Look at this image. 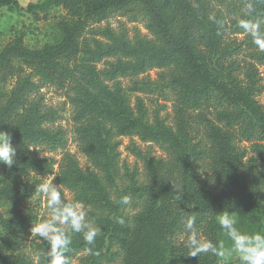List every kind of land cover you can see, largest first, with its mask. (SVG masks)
Wrapping results in <instances>:
<instances>
[{
	"label": "trees",
	"instance_id": "16d2710c",
	"mask_svg": "<svg viewBox=\"0 0 264 264\" xmlns=\"http://www.w3.org/2000/svg\"><path fill=\"white\" fill-rule=\"evenodd\" d=\"M8 0H0V4ZM264 13V0H254ZM202 0H43L40 8L62 6L71 20L61 22L57 41L40 48L23 45L15 38L0 51V79L16 76L15 86L0 103V130L8 131L16 148V163L6 166L0 178V202L28 199L40 182L18 179L22 173L57 175L54 183L64 192L75 194L88 210V218L102 229L95 244L89 246L81 234L73 235L69 264H220L212 254L187 255L184 243H176L184 232L183 219L197 217V231L217 242L220 226L216 216L229 211L249 225L264 218L261 204V177L252 164L243 162L242 154L231 144V136L219 126L209 125L211 152L209 177L199 178L197 162L201 150H195L185 133L184 115L216 100L227 108L216 110V120L232 126L251 115L264 131V114L248 90L232 78L210 67L207 53L215 48V21L206 17ZM113 14L130 22H142L148 37L136 32L114 31L106 26L98 30L99 38H82V29L91 20L103 21ZM204 31L200 34V31ZM14 62L21 66L15 67ZM104 62L102 68L98 64ZM151 69L164 70L167 87L175 94L177 128L159 119L151 122L144 112L135 113L128 93L119 78L135 77ZM112 83V85L110 84ZM43 86L64 92L70 106L73 135L77 151L90 167L82 168L76 156L66 148V132L50 128L57 111H42L30 104L28 97ZM233 107V108H232ZM119 137H136L153 143L165 157L143 156L144 179L134 183L130 192L139 193L142 202L131 215L124 205L110 201L108 187L117 172ZM25 145L43 146L61 153L60 166L44 157L21 154ZM133 154L140 156L135 148ZM135 182V180H134ZM176 186L181 190L177 199ZM122 217L124 223L116 218ZM13 219H0V227H14ZM92 247L95 254L86 251ZM48 244L43 241L36 253L37 264H48ZM0 264H27L23 256L0 251ZM229 264H239L238 260Z\"/></svg>",
	"mask_w": 264,
	"mask_h": 264
},
{
	"label": "rangeland",
	"instance_id": "374dc122",
	"mask_svg": "<svg viewBox=\"0 0 264 264\" xmlns=\"http://www.w3.org/2000/svg\"><path fill=\"white\" fill-rule=\"evenodd\" d=\"M43 0H8L0 4V51L15 38H21L24 46L29 48H40L45 44L54 43L59 39L61 33L58 25L61 22L71 20L65 8L62 6L40 8ZM196 4V0H193ZM206 17L215 21V48L206 52L211 68L222 74L223 78H232L243 90H248L262 114H264V51H261L253 42L252 38L244 33L238 26L239 20L248 18L245 16L247 5L251 3L255 9L253 19H264V13L258 11V5L254 0H202ZM110 27L114 31L126 32L129 37L139 32L149 36L142 22H130L129 18L113 14L103 21L91 20L82 29V38H99L96 32L103 27ZM204 31H200L203 34ZM104 62L98 64L102 68ZM14 66H21L14 62ZM168 76L164 70L151 69L135 77L119 78L121 86L128 93L130 107L135 113L144 112L146 119L152 121L159 119L166 126L176 130L177 103L175 94L167 87ZM16 76L8 74L4 80L0 79V103L10 94L15 86ZM112 85V83H110ZM30 104H38L40 110H54L58 113L57 121L50 128H62L66 132L67 150L73 153L82 168L90 167L87 159L77 151L71 122L70 106L67 104L64 92L52 86H43L39 92L28 97ZM227 104L220 105L212 100L210 105L202 106L198 110L188 111L184 115L185 133L190 140V145L195 150H201L200 159L197 160L199 178H208L209 155L211 142L209 138V125L219 126L231 136V144L236 152L242 154L243 162L247 166L252 164L255 175L261 177L260 196L261 204L264 206V131L257 121L247 115L248 111L240 107H232L237 110L241 108L245 117L233 124L225 126L216 120L215 112L227 108ZM118 147L119 160L117 172L113 175V182L108 187L110 201L117 202L118 196L130 195L132 204L124 205V213L131 215L136 213L142 202L139 193H131L130 188L134 183L147 184L144 177L143 156L154 158L165 157V153L153 143H144L136 137H119ZM135 148L140 156L132 153ZM23 156L30 155L44 157L54 162V173L57 174L60 166L61 153L50 152L43 146L25 145L21 151ZM6 165L0 163V178ZM50 176L38 175L33 172L22 173L19 183L22 181L32 182L40 180L43 182ZM135 180V182H134ZM41 183V182H40ZM54 183V181H53ZM55 184V183H54ZM37 186V185H35ZM64 196L69 198L70 192L65 191ZM45 200L34 192L28 199H19L15 202H0V219H13L14 227L4 229L0 227V251L10 253L13 257L23 256L27 264H37L36 253L38 246L43 240L31 236V226L41 218H47ZM238 227L242 230L264 232V218L258 225H249L239 220ZM198 234L204 238L203 232ZM218 241L230 244L220 228ZM187 233L184 231L177 235L176 243H184ZM78 254L72 264H80ZM238 260L235 255L230 261Z\"/></svg>",
	"mask_w": 264,
	"mask_h": 264
},
{
	"label": "clouds",
	"instance_id": "9594fccd",
	"mask_svg": "<svg viewBox=\"0 0 264 264\" xmlns=\"http://www.w3.org/2000/svg\"><path fill=\"white\" fill-rule=\"evenodd\" d=\"M255 9L251 3L247 5L245 16L239 20L238 26L244 33L252 38V42L264 51V19L251 18ZM16 148L12 144V138L8 131L0 130V163L11 167L16 163ZM57 175L39 183L35 187L38 196L45 200L47 218H41L33 223L30 229L31 236L46 241L48 249L46 258L48 264H69L68 253L71 250L74 234H81L87 245L92 246L102 229L88 218V210L83 202L76 199L75 194L65 199L59 185L53 183ZM177 199L180 200V192L176 186ZM119 203L125 206L132 204L130 195H123ZM118 223H124L122 217L116 218ZM216 221L230 241L213 242L198 234L195 215L186 216L182 223L187 233L184 247L189 256L198 257L201 254H212L219 258L220 264H229L233 255L239 264H264V232H249L238 227V216L225 210L216 216ZM90 254H95L92 247L86 249Z\"/></svg>",
	"mask_w": 264,
	"mask_h": 264
}]
</instances>
